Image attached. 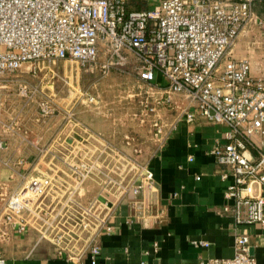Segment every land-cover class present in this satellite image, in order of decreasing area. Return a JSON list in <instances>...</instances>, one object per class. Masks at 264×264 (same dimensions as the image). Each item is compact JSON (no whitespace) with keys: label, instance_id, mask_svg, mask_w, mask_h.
<instances>
[{"label":"built area","instance_id":"built-area-1","mask_svg":"<svg viewBox=\"0 0 264 264\" xmlns=\"http://www.w3.org/2000/svg\"><path fill=\"white\" fill-rule=\"evenodd\" d=\"M128 1L0 0V74L23 63L55 59L95 66L100 49L116 56L102 62L109 67L122 63L121 51L131 52L144 84L139 124L159 140L180 118L223 126L209 153L219 178L227 180L220 210L232 216V253L199 258L194 264H256L248 234L239 226L264 223V73L251 72L246 58L230 54L233 41L253 18L252 0H156L140 8H128ZM92 138L105 144L88 160L78 145L62 174L55 168L29 176L6 196L0 233L5 227L24 233L31 217L54 255L69 264H95L99 236L112 230L115 204H127L133 216L151 209L146 190L154 188V178L137 158L140 149L133 145L131 153H122L109 148L101 135ZM119 157L131 171L111 161ZM87 180L98 184V193L82 201ZM50 189L60 196L45 207L39 201ZM190 242L207 245L201 239Z\"/></svg>","mask_w":264,"mask_h":264},{"label":"crops","instance_id":"crops-1","mask_svg":"<svg viewBox=\"0 0 264 264\" xmlns=\"http://www.w3.org/2000/svg\"><path fill=\"white\" fill-rule=\"evenodd\" d=\"M155 1L129 0L128 8L151 6ZM252 10L253 18L233 41V50L230 48V54L246 58L250 68L254 55L253 45L249 44H253L255 35L264 38V0H252ZM36 75L30 71L3 72L0 90H7L13 84L11 80L24 81ZM18 110L21 112L20 108ZM40 110V116L31 126L36 135H31L22 119L10 117L6 95L0 94V217L4 199L19 188L25 178L52 173L55 168L62 174L78 143L95 142L92 138L95 130L75 119L73 110H63L70 127L62 136L58 125L46 124L45 113L52 112V108L46 110L44 106ZM146 128L149 135L144 139V148L141 146L144 141L136 134H122V137L123 141L126 136L132 138L131 143L140 149L138 160L152 171L154 188L150 192L146 190V196L151 197V209L133 216L130 206L115 204L109 219L112 230L99 236L100 251L95 264H194L199 258L231 255L232 216L220 210L225 201L222 192L227 180L219 178L209 153L220 139L223 126L202 119L189 123L180 118L163 140ZM47 130H52L53 135L47 137ZM102 138L107 139L104 135ZM195 175L199 178L195 179ZM93 182L87 180L85 188L89 194L96 195L98 184ZM100 193H104L102 188ZM59 196L56 190L50 189L39 202L46 207ZM27 224L22 234L7 227L0 233L4 264H69L54 255L49 242L39 237L38 223L34 219L29 217ZM239 230L248 234L256 264H264V223L242 224ZM192 239L205 240L207 245H194L190 242Z\"/></svg>","mask_w":264,"mask_h":264},{"label":"rangeland","instance_id":"rangeland-1","mask_svg":"<svg viewBox=\"0 0 264 264\" xmlns=\"http://www.w3.org/2000/svg\"><path fill=\"white\" fill-rule=\"evenodd\" d=\"M263 39L255 35L253 44L252 42L249 44L250 47L253 45L251 48L254 55L252 59L254 61L251 62L253 73L264 72ZM230 47L233 50V45ZM120 55L123 58L122 63L113 62L109 67L101 66L102 62L115 60L116 56H109L101 49L97 53L95 66L81 67L72 60L63 59L23 63L18 69L10 72L33 71L37 75L36 78L24 81L11 80L13 84L8 86L7 90H0V94L6 95V101L9 103L10 117L22 119L31 131L29 134L36 135L35 128L31 126L33 120L40 116V107L45 106L46 110L52 108V112L48 110L45 113L46 124L58 125L62 136L70 127L63 110L70 109L74 111L75 119L92 126L91 128L99 135H104L106 140L111 139L109 144L107 143L109 148L112 146L122 153H131L134 144L125 143L122 134L131 136L136 134L143 141L149 135L146 126L139 125L137 120L140 109L139 91L142 93L144 84L138 78L139 62L134 55L128 51H121ZM21 83H26L24 88ZM45 135L50 137L53 131L47 130ZM145 143L146 141L141 142L143 148ZM104 144L101 142L78 144L79 152L84 151L82 153L85 160H88L87 158L100 150ZM111 161L122 165L126 172L131 171L130 164L123 158H111ZM93 194H89L86 189L82 201L91 199Z\"/></svg>","mask_w":264,"mask_h":264},{"label":"water","instance_id":"water-1","mask_svg":"<svg viewBox=\"0 0 264 264\" xmlns=\"http://www.w3.org/2000/svg\"><path fill=\"white\" fill-rule=\"evenodd\" d=\"M250 252H251V250H250Z\"/></svg>","mask_w":264,"mask_h":264}]
</instances>
